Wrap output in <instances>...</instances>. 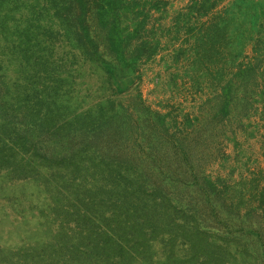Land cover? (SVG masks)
<instances>
[{
  "label": "rangeland",
  "instance_id": "374dc122",
  "mask_svg": "<svg viewBox=\"0 0 264 264\" xmlns=\"http://www.w3.org/2000/svg\"><path fill=\"white\" fill-rule=\"evenodd\" d=\"M189 2L152 12L165 28L144 35L154 51L136 59L121 42L117 60L101 48L94 63L49 2L0 0V264H264V230L246 216L247 183L264 172L263 74L225 94L230 113L217 106L233 69L183 51L208 24L177 20ZM220 7L226 58L246 60L264 39V0ZM247 101L257 113H233ZM179 131L193 137L167 139ZM184 146L211 179L239 184L217 202L191 193Z\"/></svg>",
  "mask_w": 264,
  "mask_h": 264
},
{
  "label": "trees",
  "instance_id": "16d2710c",
  "mask_svg": "<svg viewBox=\"0 0 264 264\" xmlns=\"http://www.w3.org/2000/svg\"><path fill=\"white\" fill-rule=\"evenodd\" d=\"M52 5L54 15L58 17V23L63 27L66 26L68 32L71 34V39L79 46L85 59L97 63L101 59V51H105L108 56L117 60L118 46L123 42L125 47H132V51L138 59L145 55L146 46H151L152 51L159 45L158 40L152 38L148 41L144 35L151 31V35L162 26H158L155 22L158 19H152V12H161L166 8L168 0H44ZM221 0H190L187 6L178 12L177 20L191 18H207L208 24L203 29L194 30L190 34L195 35L194 44L183 48L186 51L192 47L190 52L198 59L217 57L218 63L227 65V68L233 70L228 71L230 75L223 83H219L217 88L220 92L214 95V100L217 106L222 104L227 113L231 112V106L224 101L225 94L230 93L234 85L238 82V88L246 91L251 88L253 84V77L255 74H263L261 81H264V39L255 40L251 47V57L244 58L246 60L228 62V53L225 47L228 45L227 34L223 28L219 27L220 23H226L223 18L228 16L227 7H220ZM149 27V28H148ZM199 29V28H198ZM187 42H184L186 44ZM102 48V50H101ZM148 51V50H147ZM147 53H150L148 51ZM197 53V55H196ZM214 59V58H213ZM216 59V58H215ZM201 60V59H200ZM235 70V71H234ZM227 74V72H226ZM226 76V75H225ZM225 79V77H224ZM264 89V86H262ZM263 97V95H262ZM213 100V97L211 98ZM253 102V100H250ZM244 102V101H243ZM264 109V105L262 107ZM241 111L243 116H249L257 113L256 106L244 103L243 108L234 111L233 113ZM149 112H151L149 110ZM220 113V110L217 109ZM183 122L191 127L197 125V120L187 116ZM166 123H161L162 127L166 129ZM243 125V123H241ZM178 131V130H177ZM176 131V132H177ZM179 134L180 141H184L193 137L188 131H180L178 133L166 134L167 139L171 140ZM181 153L182 166L178 167L179 173L182 174L181 181L190 179L192 189L191 193L204 194L205 197L211 201L221 199L223 194H227L233 190L239 183H235L229 178H221L217 176L216 179H211V176L202 171V167L194 165L189 162L192 154L191 148L184 146L179 149ZM167 170L170 174L174 173V168ZM251 184V186H250ZM250 186V187H249ZM256 192L255 198L257 205H252L253 209L248 210L246 216H252V221H256L255 225L264 230V172L259 171L253 175V178L248 181L246 189ZM158 189V187H157ZM161 192H167L164 188L158 189ZM168 196V195H165ZM254 201V199H253ZM261 203V204H260ZM253 204V202H252ZM260 204V205H259ZM222 208L223 204H218ZM222 210V209H221ZM239 219L243 221V215H238ZM246 218V217H245ZM245 244L247 243L244 241Z\"/></svg>",
  "mask_w": 264,
  "mask_h": 264
}]
</instances>
